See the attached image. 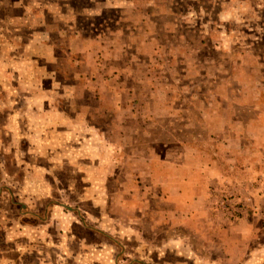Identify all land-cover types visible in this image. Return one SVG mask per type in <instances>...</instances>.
Listing matches in <instances>:
<instances>
[{
    "label": "rangeland",
    "instance_id": "obj_1",
    "mask_svg": "<svg viewBox=\"0 0 264 264\" xmlns=\"http://www.w3.org/2000/svg\"><path fill=\"white\" fill-rule=\"evenodd\" d=\"M255 78L264 0H0V264H241L212 234L247 215L262 249L264 179L201 131Z\"/></svg>",
    "mask_w": 264,
    "mask_h": 264
},
{
    "label": "crops",
    "instance_id": "obj_2",
    "mask_svg": "<svg viewBox=\"0 0 264 264\" xmlns=\"http://www.w3.org/2000/svg\"><path fill=\"white\" fill-rule=\"evenodd\" d=\"M255 84V89L249 91L248 96H244L245 94L243 93V95H241L238 99H236L235 96H232L231 100H224L223 98L217 100V105H220L219 103L222 104V106H218L217 109V115H220L219 117H217L219 119L215 121V124L213 126L211 124L210 128L207 122L205 123L206 125L202 123L203 128L201 130L205 131V133L208 132L209 136L212 138L211 144L207 145L206 149L210 148L214 140L218 143V149L215 150H219L223 146L227 147L223 148L225 151H222V156L226 155L227 157H229V159L232 160V163H226L223 165L222 162V166H219L220 169H223V167L227 166V168L230 167L232 169L237 168L238 170H243L248 174V181H245L248 183L247 186L251 183V178L254 181L258 176L264 179V152L263 154H260L261 151L257 150V144L254 141V138L256 137H261L264 139V83L261 79L255 78ZM220 108L222 109L221 112ZM235 140L246 142V146H244V149L249 150L244 151L249 152V160L247 163L233 162V158L237 155L236 149L239 147L237 145H231L229 141L234 142ZM228 145H231L232 147H228ZM230 149L232 150L230 151ZM257 157L261 158L260 161L259 159H257ZM199 170L204 171L206 169L201 168ZM191 171L194 172L193 169L189 168V172ZM184 180H186V178H184ZM189 180L191 181V185L193 184V187L195 188L193 183L194 179ZM199 180L200 185L195 189V192L193 194H184L185 197H188L183 200V202L185 203L184 207L188 211L187 213H184V216H186L191 221H193V219L195 218L196 221H193L192 223H194V225L198 224L200 227H202V229L199 228L198 231H201V234H203V231H206L207 234L210 235L212 231L210 228L218 225V220H216V218L211 215L209 210L208 190L209 186L211 185L210 182L214 179H212L211 176H208V172L205 171V174H201ZM185 182L186 184H188V181ZM241 183L242 182L239 181V188L245 186ZM191 189H193L192 186ZM176 201H179V199H176ZM224 223H222V225H224ZM225 225L227 227L221 226V228H219L220 230L216 232L212 231L215 232V234L213 233L212 235L221 236L222 241H224L227 246V252H230L228 249H233L237 244V246H239V249L236 250L238 253L235 255V258L238 259L241 264H264V246L262 249L251 248L255 243L254 233H252V230L255 226V221L250 217V215L240 218L239 220L234 221L230 224L225 223ZM236 236H239V238L243 239H236L235 241ZM234 241L236 243H234ZM171 250L174 255L176 254L175 252H179L178 248L176 247L171 248ZM249 251L252 252L249 255H246V253H248ZM177 257L180 258V255H177ZM179 258L172 260L171 264H182V262L185 261V258L184 261H181ZM215 260L218 261V259Z\"/></svg>",
    "mask_w": 264,
    "mask_h": 264
},
{
    "label": "built area",
    "instance_id": "obj_3",
    "mask_svg": "<svg viewBox=\"0 0 264 264\" xmlns=\"http://www.w3.org/2000/svg\"><path fill=\"white\" fill-rule=\"evenodd\" d=\"M236 210H238V211H240V212H241V211L243 210V207H242V205H238V204H237V206H236Z\"/></svg>",
    "mask_w": 264,
    "mask_h": 264
}]
</instances>
